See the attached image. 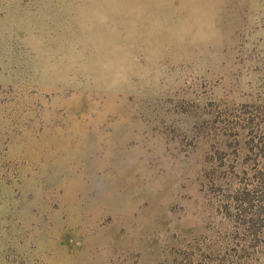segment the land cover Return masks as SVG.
<instances>
[{"label":"rangeland","instance_id":"374dc122","mask_svg":"<svg viewBox=\"0 0 264 264\" xmlns=\"http://www.w3.org/2000/svg\"><path fill=\"white\" fill-rule=\"evenodd\" d=\"M0 264H264V0H0Z\"/></svg>","mask_w":264,"mask_h":264}]
</instances>
